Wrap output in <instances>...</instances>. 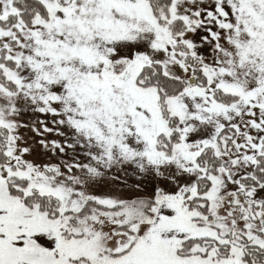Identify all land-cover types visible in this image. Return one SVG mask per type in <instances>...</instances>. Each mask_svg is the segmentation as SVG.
<instances>
[{
  "label": "snow or ice",
  "instance_id": "snow-or-ice-1",
  "mask_svg": "<svg viewBox=\"0 0 264 264\" xmlns=\"http://www.w3.org/2000/svg\"><path fill=\"white\" fill-rule=\"evenodd\" d=\"M0 264H264V0H0Z\"/></svg>",
  "mask_w": 264,
  "mask_h": 264
}]
</instances>
